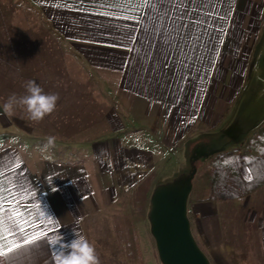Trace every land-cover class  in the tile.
<instances>
[{
  "label": "crops",
  "instance_id": "obj_1",
  "mask_svg": "<svg viewBox=\"0 0 264 264\" xmlns=\"http://www.w3.org/2000/svg\"><path fill=\"white\" fill-rule=\"evenodd\" d=\"M18 5L26 11L18 13ZM263 22L264 0H0V69L16 77L23 63L26 75L32 54L42 48L38 37L47 41L51 35L113 101L101 128L92 120L83 126V139L78 121L67 129L62 119L53 136L11 134L0 114V181L15 194L12 205L5 204V220L18 208L28 221L25 232L13 227L14 235L5 233L0 243L22 244L32 234L48 233L0 264H54L67 251L62 244L85 236L93 212L131 194L151 172L150 189L155 187L176 153L189 159L191 170L217 153L240 151L260 126L237 137L245 118L237 107L250 67L261 60ZM213 135L233 145L215 152ZM49 137H55L51 146ZM240 172L244 179L248 170L242 165ZM263 190L243 201L187 202L192 236L195 229L212 256L237 253L235 242L247 227L244 236L254 244V210L243 208ZM257 220L256 237L264 244V218ZM57 237L58 245L49 243Z\"/></svg>",
  "mask_w": 264,
  "mask_h": 264
},
{
  "label": "rangeland",
  "instance_id": "obj_2",
  "mask_svg": "<svg viewBox=\"0 0 264 264\" xmlns=\"http://www.w3.org/2000/svg\"><path fill=\"white\" fill-rule=\"evenodd\" d=\"M17 11L18 13L24 12L26 9L18 5ZM33 28H35V24ZM262 30L263 36L260 44H258L261 60L254 62V66L252 64L250 67V77L246 81L244 91L239 100L241 106L237 107L238 116H240V114L241 116L245 114V116H243L245 118L242 120L243 122L241 124L242 129L237 134L238 138H244L248 129L253 127L254 129L257 128L264 120V22ZM38 38L39 43L42 44V48L40 47L37 53L32 54L33 68L27 71V74H31V76L25 75L26 72L23 63H21L22 66L18 63L16 77L11 75L9 69H0L1 103L3 105L8 96L13 93L17 96L25 95V85L29 80L35 81L43 89L45 94H57L62 100H58L56 109L39 122L29 120L26 113L21 108H17L15 116L7 117L8 122L11 124L10 133H15L18 136L37 138L41 136H53L57 130V120L60 121V119H62L66 126L72 121H78L81 131L80 134L77 133V136L80 135V138L83 139L88 135L82 133L83 126H87L89 121L92 120V122L98 124V129L101 128L103 115L110 106L113 105V101L105 96L102 86L98 83H94L90 75H88L83 68L79 67L77 61L68 51L64 53L61 52L62 45L57 38L51 35L47 41L44 40V38L42 41L40 37ZM19 56L20 59H24V54H18V58ZM40 67H43L42 72ZM89 94L92 95V98ZM80 97L82 100H80ZM235 111H237V109H235ZM58 114L64 116L58 118ZM70 126L71 125H69L67 129L70 128ZM69 134L71 135V133ZM217 138L222 139L219 135H213L211 138L210 144L211 147L214 146L212 147L213 151H221L223 147L225 148V146L229 147L233 145L225 139L222 140H225L226 143L218 141ZM35 142L39 143L40 140L38 139ZM40 153L47 154L49 150L35 151V154ZM206 165H194V168L190 170L191 164H189V159H186L184 154L182 157L180 153H176V159L173 158L167 165L166 170L157 181L156 186L173 183L178 178L189 173H192L191 185L193 186L195 179L204 171ZM155 187L150 189L149 198ZM256 196L254 197V202H250L252 199L249 198L246 207L243 208V211L247 213L254 210V244L251 243L249 245L250 239L244 236L245 233L251 231V228L247 227L241 230L243 237H241L240 243L238 240L235 242V246L240 250H236L237 253L232 256H212L213 253L206 251L207 249L200 242V236L194 229V239L198 247L206 251V257L210 264H264V244L262 238L256 237L257 228L255 227L256 222H258L257 219L259 218L260 220V218H264V190L257 198ZM129 197L130 194L116 201L111 207L105 210L93 212L90 220L85 223V237L90 243L94 244L100 264H137V262L130 263L124 261L121 258V254L117 253V238L114 233V227L116 221H118V217L122 216L128 209L127 201ZM148 210L149 201L146 205L145 219L134 225L135 242L138 247L140 258L138 264H160L155 243L149 231V222L147 219ZM194 217L195 216L192 217L190 214L191 220L194 221Z\"/></svg>",
  "mask_w": 264,
  "mask_h": 264
},
{
  "label": "trees",
  "instance_id": "obj_3",
  "mask_svg": "<svg viewBox=\"0 0 264 264\" xmlns=\"http://www.w3.org/2000/svg\"><path fill=\"white\" fill-rule=\"evenodd\" d=\"M260 149H264V120L248 136L240 151L220 152L208 160L204 171L195 179L187 202L243 201L264 187V152ZM245 157L252 158L251 162H247ZM228 159H234V163L226 165L224 161ZM242 165L252 171L251 182L243 179L240 172ZM154 177V172H151L137 183L128 199V209L118 217L114 227L117 253L121 254V258L126 262L138 264L140 261L134 225L146 217V205Z\"/></svg>",
  "mask_w": 264,
  "mask_h": 264
},
{
  "label": "water",
  "instance_id": "obj_4",
  "mask_svg": "<svg viewBox=\"0 0 264 264\" xmlns=\"http://www.w3.org/2000/svg\"><path fill=\"white\" fill-rule=\"evenodd\" d=\"M192 173L156 186L147 219L160 264H210L195 242L187 217Z\"/></svg>",
  "mask_w": 264,
  "mask_h": 264
},
{
  "label": "clouds",
  "instance_id": "obj_5",
  "mask_svg": "<svg viewBox=\"0 0 264 264\" xmlns=\"http://www.w3.org/2000/svg\"><path fill=\"white\" fill-rule=\"evenodd\" d=\"M26 94L17 96L15 93L8 96L2 105V112L7 117L16 115V109L21 108L27 118L33 122H39L45 116L51 114L56 109L59 99L57 94H45L43 89L32 80L26 82ZM55 137L48 138V145L54 143ZM62 249L54 257V264H100L93 243L83 235H75L67 244H62Z\"/></svg>",
  "mask_w": 264,
  "mask_h": 264
},
{
  "label": "snow or ice",
  "instance_id": "obj_6",
  "mask_svg": "<svg viewBox=\"0 0 264 264\" xmlns=\"http://www.w3.org/2000/svg\"><path fill=\"white\" fill-rule=\"evenodd\" d=\"M144 2H149V0H144ZM124 4L132 5L133 0H124ZM260 151L264 152V149H260ZM244 159L247 162H251L252 158L245 157ZM224 163L226 165L233 164L234 159L225 160ZM244 179L250 182L253 180L251 170L246 172ZM5 193H7V195H5ZM14 199L15 194H13L10 189H7L4 186L3 181H0V241L6 240V236L4 235L5 233H7L8 236L14 235V232L12 231L13 227L17 228L21 233L25 232L23 225L27 224L28 221L22 219L23 213L19 211L18 208L13 209L11 214L7 216V221L10 223L6 222L5 220V204L11 206ZM16 203L18 204V202ZM41 215H43V213H41ZM48 222H52L50 217L48 218ZM47 235L48 233L46 232L32 234L28 238L24 239L22 244L13 242L10 246H6L4 243H0V258H3L5 261H7L10 259V254L18 252L23 247V245H33L36 241L42 237H46ZM49 243L53 244L54 246L58 245L59 237L50 240Z\"/></svg>",
  "mask_w": 264,
  "mask_h": 264
}]
</instances>
